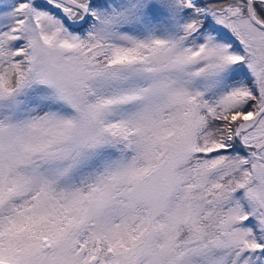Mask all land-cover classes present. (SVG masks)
Masks as SVG:
<instances>
[{
  "label": "snow or ice",
  "instance_id": "obj_1",
  "mask_svg": "<svg viewBox=\"0 0 264 264\" xmlns=\"http://www.w3.org/2000/svg\"><path fill=\"white\" fill-rule=\"evenodd\" d=\"M0 264H264V0H0Z\"/></svg>",
  "mask_w": 264,
  "mask_h": 264
}]
</instances>
